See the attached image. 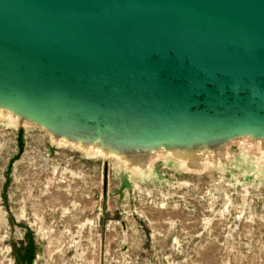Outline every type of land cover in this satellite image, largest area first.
Masks as SVG:
<instances>
[{"label":"water","instance_id":"water-1","mask_svg":"<svg viewBox=\"0 0 264 264\" xmlns=\"http://www.w3.org/2000/svg\"><path fill=\"white\" fill-rule=\"evenodd\" d=\"M0 106L133 167L264 141V0H0Z\"/></svg>","mask_w":264,"mask_h":264},{"label":"rangeland","instance_id":"rangeland-1","mask_svg":"<svg viewBox=\"0 0 264 264\" xmlns=\"http://www.w3.org/2000/svg\"><path fill=\"white\" fill-rule=\"evenodd\" d=\"M20 123L0 117V264H264L263 140L133 167Z\"/></svg>","mask_w":264,"mask_h":264},{"label":"bare ground","instance_id":"bare-ground-1","mask_svg":"<svg viewBox=\"0 0 264 264\" xmlns=\"http://www.w3.org/2000/svg\"><path fill=\"white\" fill-rule=\"evenodd\" d=\"M12 111L13 110H11L9 107L0 106V117H2L4 119H9V120H11L13 118V119H15L16 122H21L24 126L29 125V123L32 125H35L39 129L44 131L52 141H54L58 144L72 145L75 147H79L80 149H84L86 151V153H90V152L91 153H98L102 156H106V157L114 156V157H117L118 159H122L119 156V154L116 152H113V151L105 152L100 147H98V146L93 147L89 144L90 142H87L85 140L83 141L80 138L73 137V136H67L65 134H58L55 132V130L49 124H47L45 122L41 123V122L35 121L31 118H22L19 115L13 114ZM81 129H83L85 131H90L85 126L83 128L81 127ZM77 130H79V129H77ZM159 146L160 147H156V148H153L151 146L146 147L147 149H144V152L141 154L143 156L140 158V160L142 162H145L146 161L145 158H147L146 156H148L149 154H153V153L155 154L156 152H158V153L160 152L159 154H161V152H165L169 155L176 153L179 157H182V156H186V154H188V153H189V155H195L198 152H201V151L203 152L206 149H208V145H205V146L203 145L204 147H200L199 145H193L192 147H189V148L184 149V150L179 149L180 147H173L172 149L167 150V149H165L166 148L165 145H159ZM164 149L166 151H164Z\"/></svg>","mask_w":264,"mask_h":264},{"label":"trees","instance_id":"trees-1","mask_svg":"<svg viewBox=\"0 0 264 264\" xmlns=\"http://www.w3.org/2000/svg\"><path fill=\"white\" fill-rule=\"evenodd\" d=\"M25 251H26V249H25ZM22 256H24L23 254H22ZM17 264H20L21 263V254H20V256H17ZM30 259H31V256H30Z\"/></svg>","mask_w":264,"mask_h":264}]
</instances>
